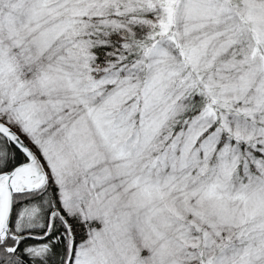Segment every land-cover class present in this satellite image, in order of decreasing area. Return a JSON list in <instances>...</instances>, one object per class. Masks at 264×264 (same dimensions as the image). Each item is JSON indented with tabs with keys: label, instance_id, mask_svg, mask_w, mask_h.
Masks as SVG:
<instances>
[{
	"label": "snow or ice",
	"instance_id": "6c2138e0",
	"mask_svg": "<svg viewBox=\"0 0 264 264\" xmlns=\"http://www.w3.org/2000/svg\"><path fill=\"white\" fill-rule=\"evenodd\" d=\"M0 264H264V0H0Z\"/></svg>",
	"mask_w": 264,
	"mask_h": 264
}]
</instances>
